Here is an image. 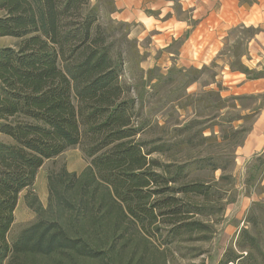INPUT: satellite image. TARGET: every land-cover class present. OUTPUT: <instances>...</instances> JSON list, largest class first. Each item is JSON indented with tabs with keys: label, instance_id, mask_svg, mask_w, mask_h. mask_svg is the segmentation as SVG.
<instances>
[{
	"label": "trees",
	"instance_id": "obj_1",
	"mask_svg": "<svg viewBox=\"0 0 264 264\" xmlns=\"http://www.w3.org/2000/svg\"><path fill=\"white\" fill-rule=\"evenodd\" d=\"M0 9V37L20 39L0 48V133L11 139L0 140V264H148L159 259L163 230V244L209 230L197 215L213 213V187L231 179L227 166L215 155L150 156L168 149L138 138L148 121L127 97L125 59L99 22V3L0 0ZM76 145L88 166L51 173L44 206L31 193L39 169ZM206 169L224 174L215 183L190 177ZM24 189L36 219L10 241ZM245 220L251 226L219 264H264V202Z\"/></svg>",
	"mask_w": 264,
	"mask_h": 264
},
{
	"label": "rangeland",
	"instance_id": "obj_2",
	"mask_svg": "<svg viewBox=\"0 0 264 264\" xmlns=\"http://www.w3.org/2000/svg\"><path fill=\"white\" fill-rule=\"evenodd\" d=\"M91 1L100 5V24L103 27L111 26L113 35L110 40L116 41L114 53L121 51L125 59L120 80L129 87L127 97L136 100L135 110L141 107L143 118H147L148 126L138 138L150 142L146 146L148 149L161 143L168 149L150 156L162 161L180 162L209 155L221 156L227 166L224 173L231 177L213 187V213L205 217L197 215L208 220L210 229L192 235L183 234L181 238L177 236L173 242L166 244L162 243L166 236L163 230V234L159 233L155 239L159 247L155 254L159 259L156 262L149 259L148 264H219L228 248L237 249L235 242L241 229L251 226L246 220L238 221L226 214L239 194L238 178L233 175L234 156L236 147L250 127L253 115L244 113L243 108L252 101L248 97L241 98L230 93L231 78L227 73L222 74V65L210 64L200 69H174L169 72L157 66L146 68L139 49L140 41L136 36L139 30L130 23L112 18L111 0ZM4 14L5 11L0 9V16ZM247 35L248 31H236L233 41L226 46L224 53L232 70L243 68L240 55L245 50ZM19 41L13 36H1L0 48L15 46ZM189 137L193 139L187 140ZM0 140L11 141L2 133ZM88 164L89 160L81 145L70 147L57 157L45 160L31 193L47 206L48 176L61 167L80 173ZM224 173L222 169L197 170L190 177L214 182ZM28 192L29 189H25L20 193L16 221L9 233L10 241L36 219L35 212L27 205ZM229 222L234 223L237 229L228 228ZM260 227L264 229V223Z\"/></svg>",
	"mask_w": 264,
	"mask_h": 264
},
{
	"label": "crops",
	"instance_id": "obj_3",
	"mask_svg": "<svg viewBox=\"0 0 264 264\" xmlns=\"http://www.w3.org/2000/svg\"><path fill=\"white\" fill-rule=\"evenodd\" d=\"M111 5L113 19L139 30L146 68L169 72L222 65V74L231 78L230 93L252 101L243 108L253 115L234 156L239 194L226 214L245 220L255 202H264V0H111ZM239 30L248 31L240 55L248 71L232 70L224 53ZM228 228L237 229L231 222Z\"/></svg>",
	"mask_w": 264,
	"mask_h": 264
}]
</instances>
